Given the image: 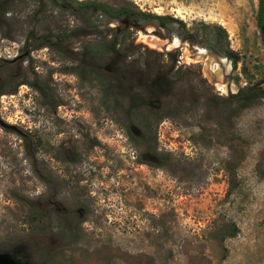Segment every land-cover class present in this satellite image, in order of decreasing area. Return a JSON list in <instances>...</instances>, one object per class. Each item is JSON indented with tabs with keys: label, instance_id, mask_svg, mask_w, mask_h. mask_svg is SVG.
Listing matches in <instances>:
<instances>
[{
	"label": "rangeland",
	"instance_id": "374dc122",
	"mask_svg": "<svg viewBox=\"0 0 264 264\" xmlns=\"http://www.w3.org/2000/svg\"><path fill=\"white\" fill-rule=\"evenodd\" d=\"M127 1L175 21L163 28L123 18L105 30L96 18L97 29L111 35L127 27L128 40L160 52L166 66L199 70L212 93L264 87L257 0ZM201 22L224 27L238 55L235 65L223 57L230 86L220 80L222 69L211 67L215 53L184 35L200 33ZM79 25L49 1L42 7L37 0H0V251L13 246L32 264H264V97L208 115L200 105L159 119L144 110L126 118L125 100L104 104L96 81L69 70L82 65V45L95 37L67 36L61 52L23 50L31 29L56 33ZM136 58L130 56L133 66L142 68ZM190 83L181 80V88ZM153 142L168 157L162 167L146 161ZM36 172L52 178L51 198ZM45 200L53 218L30 223L28 213ZM48 248L52 259L43 253Z\"/></svg>",
	"mask_w": 264,
	"mask_h": 264
},
{
	"label": "trees",
	"instance_id": "16d2710c",
	"mask_svg": "<svg viewBox=\"0 0 264 264\" xmlns=\"http://www.w3.org/2000/svg\"><path fill=\"white\" fill-rule=\"evenodd\" d=\"M43 7L45 1L61 8L69 10L72 16L80 23L79 26L63 32L36 33L29 30L25 37L23 50L29 51L31 48L46 46L54 51H63V42L67 36L83 34L95 37L82 45L81 66L70 67L69 70L77 71L81 77L94 80L100 87L104 104L110 99H123L126 102L125 116L130 118L134 112L146 111L154 119L165 116H176L177 114L193 110L202 105L205 115L211 111L221 109L222 106L230 109L229 105L236 104L244 107L257 98L264 97V87L249 85L239 88L236 92L228 94L226 97L212 93L206 79L200 76L199 70L194 71L191 67L177 66L171 62L168 66L161 62V53L143 47L128 40L129 29L118 28L110 35L103 29H97L94 22L96 18L105 25V30H110L108 23L118 21L123 18L131 19L136 25L149 23L155 26L168 28L175 21L167 14H155L144 11L136 7L127 0L105 1V0H37ZM255 25L258 28L260 39L264 45V0H257L254 14ZM200 33L186 32L192 42H198L206 46L213 53L226 57L235 65L238 55L233 51L227 38V32L217 23H202ZM206 44H204V43ZM138 54L142 58L143 67H134L131 55ZM3 61V60H1ZM4 62V61H3ZM193 83L189 84L188 90L181 88V80ZM264 83V78L261 79ZM20 82H15L16 87ZM36 92L42 97L44 102H48L49 93L45 86L39 81L32 84ZM4 83L0 82V94L3 92ZM201 98V99H200ZM56 105L55 101L51 102ZM154 141V137L152 138ZM146 161L154 167L165 165L166 155L159 156L155 150L154 142L146 153ZM36 176L46 184L48 188L47 197L51 198L55 192V186L49 174L36 172ZM55 212L51 208L49 201L45 200L37 207V211H31L27 215L30 223H45V220L53 218ZM43 227H38L36 231L41 232ZM74 227L68 228V231ZM14 259L24 264H32L29 257L23 252H19L15 247L3 246ZM39 250V249H38ZM47 259H52L51 250L43 249Z\"/></svg>",
	"mask_w": 264,
	"mask_h": 264
},
{
	"label": "bare ground",
	"instance_id": "6f19581e",
	"mask_svg": "<svg viewBox=\"0 0 264 264\" xmlns=\"http://www.w3.org/2000/svg\"><path fill=\"white\" fill-rule=\"evenodd\" d=\"M175 10V9H174ZM179 10V9H178ZM180 11V10H179ZM175 13L176 14H178V12L177 11H175ZM180 13V12H179ZM179 15V14H178ZM181 16V15H180ZM195 49H196V52H198V54L200 55L199 57H203L205 54H204V52H205V50L203 49V48H199V47H195ZM195 52V53H196ZM206 56V55H205ZM212 57V56H211ZM213 58V57H212ZM214 59V58H213ZM215 61L213 62V64H211V67L212 68H214V69H216L215 67H217L218 69H222V73H221V76H222V74L223 73H226V71L228 72L229 71V68H230V66H229V63H228V61H226L225 60V58H223V57H220V58H218L217 60L216 59H214ZM226 68H225V67ZM206 73H207V76H208V78L212 81V83H215V81H216V79H217V75H215L212 71H210V70H208L207 69V71H206ZM220 80H221V78H220ZM227 85H229L228 83H227ZM230 86V85H229ZM218 89H221L222 90V92H224L225 91V86L223 85V84H218Z\"/></svg>",
	"mask_w": 264,
	"mask_h": 264
},
{
	"label": "water",
	"instance_id": "95a60500",
	"mask_svg": "<svg viewBox=\"0 0 264 264\" xmlns=\"http://www.w3.org/2000/svg\"><path fill=\"white\" fill-rule=\"evenodd\" d=\"M212 57L214 59H216V60L218 58H220L216 54H212ZM225 60H227V59L225 58ZM221 80H222V82H226V83L230 84V74H229V71L222 74ZM0 264H24V263H22L21 261H18L16 259H14L12 256H10L9 253H7L5 251H0Z\"/></svg>",
	"mask_w": 264,
	"mask_h": 264
},
{
	"label": "flooded vegetation",
	"instance_id": "af4514ba",
	"mask_svg": "<svg viewBox=\"0 0 264 264\" xmlns=\"http://www.w3.org/2000/svg\"><path fill=\"white\" fill-rule=\"evenodd\" d=\"M10 0H3L4 4L8 3ZM225 67V66H224ZM226 68V67H225ZM227 72V71H226ZM224 83V82H223Z\"/></svg>",
	"mask_w": 264,
	"mask_h": 264
}]
</instances>
